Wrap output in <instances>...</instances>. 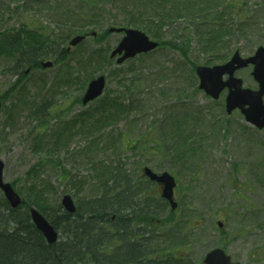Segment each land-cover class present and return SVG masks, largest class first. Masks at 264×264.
I'll return each mask as SVG.
<instances>
[{
  "label": "rangeland",
  "instance_id": "1",
  "mask_svg": "<svg viewBox=\"0 0 264 264\" xmlns=\"http://www.w3.org/2000/svg\"><path fill=\"white\" fill-rule=\"evenodd\" d=\"M135 1L94 0L97 11L83 0H0V38L26 25L43 26L60 37L67 26L62 45L67 48L77 33L97 32L65 60L26 74L27 67H15L14 55L0 51L4 178L25 201L39 200L60 213L66 211L65 195L79 207L110 187L113 177L120 182L129 176L144 196L161 197L162 189L141 180L142 170L147 165L168 171L177 180L179 205L173 214L170 207L163 211L159 224L148 228L153 255L173 251L204 264L205 255L221 247L234 262L264 264V129L248 123L240 110L228 114L227 89L213 99L199 87L196 73L199 65L224 63L235 51L249 57L264 46V0H219L210 11L223 16L216 27L190 16L195 10L186 0H163L176 21L161 26V39L136 27L160 46L118 63L111 52L124 33L108 32L107 26L92 29L90 20L80 17L84 11L90 16L88 11L107 10L122 20L123 13L142 8ZM152 10L147 5V12ZM115 27L132 26L125 21ZM209 30L222 34L216 39L220 43ZM252 70L251 65L236 75L244 87L257 89ZM100 75L107 81L104 93L82 103L89 81ZM164 125L165 133L175 125L183 130L182 147L169 135L162 138ZM137 139L157 140L174 150L148 153L133 146Z\"/></svg>",
  "mask_w": 264,
  "mask_h": 264
},
{
  "label": "trees",
  "instance_id": "2",
  "mask_svg": "<svg viewBox=\"0 0 264 264\" xmlns=\"http://www.w3.org/2000/svg\"><path fill=\"white\" fill-rule=\"evenodd\" d=\"M212 1L214 4H210L208 0H186L191 10H195V13L188 15L199 18L200 24L208 22L206 26H220L216 24V20L223 16L210 12L216 8L219 0ZM83 2L97 11L101 10L98 3L93 4L94 0ZM135 2L142 4V8L123 13L125 17L122 20L116 13L107 10L106 13L88 11L90 16H86L88 13L84 11L85 14L81 15L80 19L90 20L92 29L107 26L108 32L110 27L120 23L121 26L125 25L126 21L128 26L150 30L155 37L161 39V26L166 22L176 21L170 16L172 13L168 10L170 6L163 0ZM147 5L153 8L151 12H147ZM160 8L166 12H162ZM66 28L67 26L63 28L60 37H57L47 32L43 26L26 25L25 29L1 34L0 51L14 55L15 67H27L22 70L24 73L28 68H41L40 63L49 56H54L57 61H63L69 54L62 46L66 42L64 37ZM67 30L72 34L80 32L71 28ZM209 31L210 38L218 42L216 39L222 34ZM92 32L88 30L83 34ZM164 128L167 127L164 125L161 130L162 138L169 135L174 146L177 144L182 147L183 130L175 125L165 133ZM151 141L155 142L150 144L149 141L137 139L132 144L148 153H159L164 150L165 154L174 150L164 143L160 146L157 140ZM112 179L113 184L110 187H105L95 197L84 200L76 213L67 211L58 213L56 209L46 207L35 199L29 201L23 199L22 205L14 209L0 191V264H192L186 259H181L173 251H160L158 255H153L149 249L152 237L148 228L159 224L161 213L170 207L167 200L162 196H156L154 199L148 195L144 196L138 188L139 184L132 183L129 176H125L124 181L120 182L115 177ZM107 181L105 185H108ZM32 206L38 207L60 231V241L47 243L31 220ZM171 212L173 214L176 211ZM113 245L118 248L117 251L112 250ZM111 250L113 252L109 254Z\"/></svg>",
  "mask_w": 264,
  "mask_h": 264
},
{
  "label": "water",
  "instance_id": "3",
  "mask_svg": "<svg viewBox=\"0 0 264 264\" xmlns=\"http://www.w3.org/2000/svg\"><path fill=\"white\" fill-rule=\"evenodd\" d=\"M109 31L125 33L119 45L111 53V57L119 55L117 58L118 63H122L138 54L152 51L159 45L158 41L151 39L139 29L110 27ZM93 35L96 36V32H93ZM85 37L86 35L74 36L69 42L67 51L70 52ZM250 64H254L252 74L259 82L257 90L244 88L243 80L235 76V72L238 69L247 67ZM41 65L44 68H50L54 65V62L52 60L43 61ZM196 73L200 80L199 87L215 99L220 97L221 92L226 87L229 89L226 97V110L229 114L236 108H240L247 121L258 128H264V46L259 47L251 57L244 58L239 51H236L226 63L214 66L199 65L196 68ZM226 74H228V78L224 79ZM105 87L106 77L104 75L93 78L88 83L82 102L87 104L100 97ZM1 108L2 101L0 98V111ZM4 168L5 163L0 160V190L3 191L10 205L17 208L22 203V197L10 182L4 180ZM144 173L152 180L163 184L162 196L169 201L172 209L175 210L178 206V202L174 198V188L177 184L176 178L168 171L157 173L148 166L144 167ZM62 204L68 212H76V206L70 195L63 197ZM31 217L38 230L46 237L48 243H54L58 240V230L37 208H31ZM218 223L220 226L223 225L221 221ZM204 262L205 264H247L233 262L231 256L221 247L214 248L208 252Z\"/></svg>",
  "mask_w": 264,
  "mask_h": 264
},
{
  "label": "flooded vegetation",
  "instance_id": "4",
  "mask_svg": "<svg viewBox=\"0 0 264 264\" xmlns=\"http://www.w3.org/2000/svg\"><path fill=\"white\" fill-rule=\"evenodd\" d=\"M143 177H141V180H144V181H150V182H152V183H154V184H156L157 185V187L159 188V189H162L163 188V184H161V183H159V182H157V181H154V180H152V179H150L149 177H147L146 175H142ZM120 245V247H121V244H119ZM112 250H118V248L115 246V245H113V248H112ZM111 250V251H112ZM121 251V250H120ZM113 252V251H112ZM115 252V251H114ZM110 254H112V253H110Z\"/></svg>",
  "mask_w": 264,
  "mask_h": 264
}]
</instances>
